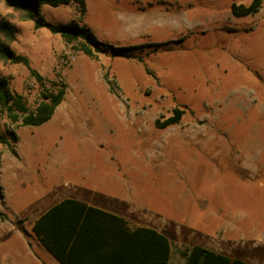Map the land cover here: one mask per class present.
Here are the masks:
<instances>
[{
	"label": "rangeland",
	"instance_id": "374dc122",
	"mask_svg": "<svg viewBox=\"0 0 264 264\" xmlns=\"http://www.w3.org/2000/svg\"><path fill=\"white\" fill-rule=\"evenodd\" d=\"M234 2L251 0H86L84 13L76 2L42 4L47 22H76L103 42L137 46L134 56H89L0 0V20L16 30L10 48L46 85L67 84L42 125L0 113V131L17 135L16 153L0 143V153L10 152L1 158L0 264L32 244L22 203L52 189H77L131 226L162 231L173 263L194 244L264 263V0L242 17ZM0 75L36 106L43 86L26 65L1 59ZM177 108L178 123L156 125Z\"/></svg>",
	"mask_w": 264,
	"mask_h": 264
},
{
	"label": "trees",
	"instance_id": "16d2710c",
	"mask_svg": "<svg viewBox=\"0 0 264 264\" xmlns=\"http://www.w3.org/2000/svg\"><path fill=\"white\" fill-rule=\"evenodd\" d=\"M5 4L21 11L23 18L33 20L34 27H46L52 33L60 34L67 43L76 42L86 55L112 51L118 56H134L137 46H116L98 39L86 25L78 23L53 24L40 13L42 4L58 6L76 2L84 13L86 0H4ZM263 0H251L247 5L232 4V12L238 17L258 13ZM15 26L0 20V60L26 65L33 76L42 84L38 101L31 108L25 96L11 89L6 77L0 75V113L12 123L39 126L49 121L67 91V84L51 80L46 85L40 72L30 65L27 55L15 53L8 41L15 36ZM184 110L175 109L174 114L163 121L156 120L158 127L178 123ZM15 133L0 131V143L7 144L13 153ZM0 190L2 187L0 186ZM1 197L4 194L1 192ZM2 220L7 215L0 211ZM32 230L40 243L61 264H256L240 258L217 252L200 244L179 249L181 261L172 262L173 247L162 231L146 225L131 226L128 220L117 213L97 207L73 197H65L41 214ZM264 264V263H263Z\"/></svg>",
	"mask_w": 264,
	"mask_h": 264
},
{
	"label": "crops",
	"instance_id": "0c3cea01",
	"mask_svg": "<svg viewBox=\"0 0 264 264\" xmlns=\"http://www.w3.org/2000/svg\"><path fill=\"white\" fill-rule=\"evenodd\" d=\"M4 153H10L8 150L1 151L0 153V173H1V158ZM21 160L20 155L16 157ZM20 164V163H19ZM1 186V185H0ZM65 197H73L78 200H81L83 202H86L88 204L104 208L106 210L112 211L114 213H117L121 215L119 212L104 206L96 201H93L87 194L83 193L79 190H74L73 192H70L66 195H61L60 190L52 189L50 191H47L43 193L40 197L33 200L32 202L29 200H25L20 209L18 210V215H23V218H26L29 221L28 222V236L30 238L29 242L31 245L26 243L25 246H22L21 248H15L19 252V256L14 257V261L12 264H61L38 240L36 234L32 230V226L35 222V220L43 214L48 208H50L55 203L61 201ZM4 202L7 204L6 200V194L4 193ZM0 211H2L0 209ZM3 212V211H2ZM16 214V213H14ZM32 240V242H31ZM34 241V242H33ZM32 255L35 260L32 263H29L27 260L21 259L22 255ZM23 257V256H22Z\"/></svg>",
	"mask_w": 264,
	"mask_h": 264
},
{
	"label": "bare ground",
	"instance_id": "6f19581e",
	"mask_svg": "<svg viewBox=\"0 0 264 264\" xmlns=\"http://www.w3.org/2000/svg\"><path fill=\"white\" fill-rule=\"evenodd\" d=\"M180 20V19H179Z\"/></svg>",
	"mask_w": 264,
	"mask_h": 264
}]
</instances>
